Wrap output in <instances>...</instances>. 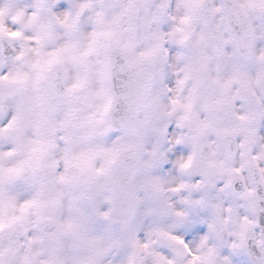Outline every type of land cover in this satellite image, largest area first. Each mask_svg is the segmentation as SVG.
<instances>
[{"label":"clouds","instance_id":"9594fccd","mask_svg":"<svg viewBox=\"0 0 264 264\" xmlns=\"http://www.w3.org/2000/svg\"><path fill=\"white\" fill-rule=\"evenodd\" d=\"M0 264H264V0H0Z\"/></svg>","mask_w":264,"mask_h":264}]
</instances>
